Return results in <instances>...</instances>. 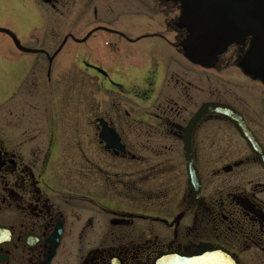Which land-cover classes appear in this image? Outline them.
I'll return each instance as SVG.
<instances>
[{"label": "flooded vegetation", "instance_id": "obj_1", "mask_svg": "<svg viewBox=\"0 0 264 264\" xmlns=\"http://www.w3.org/2000/svg\"><path fill=\"white\" fill-rule=\"evenodd\" d=\"M120 1L150 5L163 28L137 9L134 38L92 29L150 37L143 48H72L65 66L63 48H19L42 60L16 65L0 48V264H155L197 249L264 264V46L252 32L196 61L174 0ZM160 38L176 59L159 58Z\"/></svg>", "mask_w": 264, "mask_h": 264}, {"label": "rangeland", "instance_id": "obj_2", "mask_svg": "<svg viewBox=\"0 0 264 264\" xmlns=\"http://www.w3.org/2000/svg\"><path fill=\"white\" fill-rule=\"evenodd\" d=\"M93 6L98 10L96 16L95 14L92 16ZM149 7L151 6L144 4L140 6L121 4L120 0H103L96 5L84 4L81 1L73 4L71 0L52 2L0 0V48H11L8 53L13 57V65L26 60L29 56L34 62L42 60L38 53L29 50L22 52L19 48H63L54 58L56 66H65L63 63L71 60L72 48H120L121 51H129L126 48H143L141 44L149 41L150 37L128 43L117 37L114 31L111 33L110 30L111 32L108 33L105 32V29L92 28L100 24L107 28L125 30L130 38H134L141 30H137L131 25L134 24V15L128 13L133 12L134 14V11L138 9V11L141 10L148 14L146 17L152 21L154 26L152 30L159 31L163 28L162 15L153 13ZM178 13L177 9L176 15ZM144 29L146 28L142 27V30ZM92 31L95 33L91 34ZM67 33H71L72 36H65ZM173 34L172 31L169 32L168 39L174 40ZM74 39L78 42H75ZM162 39L160 38L156 45L159 50V58L162 61H167L170 54H173L176 59L177 54L172 49L175 47ZM128 57L133 60V54H128ZM141 76L137 75L132 81L126 82L125 87L132 92L135 83L140 81ZM77 85L78 92H85V85ZM7 88L0 91V103L7 96L4 93Z\"/></svg>", "mask_w": 264, "mask_h": 264}, {"label": "water", "instance_id": "obj_3", "mask_svg": "<svg viewBox=\"0 0 264 264\" xmlns=\"http://www.w3.org/2000/svg\"><path fill=\"white\" fill-rule=\"evenodd\" d=\"M49 1V0H44ZM180 18L188 34L183 42L196 61L212 59L231 43H242L255 32L254 48L264 46V0H178ZM190 182L198 190L196 172L189 162ZM155 264H237L220 250L197 249L192 254L165 253Z\"/></svg>", "mask_w": 264, "mask_h": 264}]
</instances>
